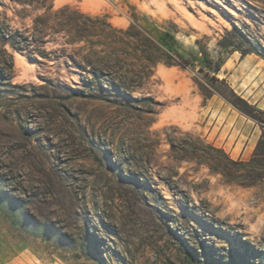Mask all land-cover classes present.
I'll list each match as a JSON object with an SVG mask.
<instances>
[{"label":"rangeland","instance_id":"1","mask_svg":"<svg viewBox=\"0 0 264 264\" xmlns=\"http://www.w3.org/2000/svg\"><path fill=\"white\" fill-rule=\"evenodd\" d=\"M251 48L264 0H0V264H264V157L203 137Z\"/></svg>","mask_w":264,"mask_h":264},{"label":"crops","instance_id":"2","mask_svg":"<svg viewBox=\"0 0 264 264\" xmlns=\"http://www.w3.org/2000/svg\"><path fill=\"white\" fill-rule=\"evenodd\" d=\"M234 59H236L237 64L235 71L225 72L220 81H224L228 88L239 96L244 97L243 95H245L246 99L251 97L252 105L257 108H264V64L254 61L247 54L238 58L231 54L220 69L227 61H233ZM219 70L215 73H218ZM240 71H242V74H239ZM245 82L246 86L240 88L242 83ZM235 85H237L236 88ZM217 95L222 100L218 104L217 110H221L220 116L223 117L215 120L214 115L211 113L210 117L212 118L205 121L203 137L212 143L218 142V147L224 149L230 157H250L261 135L260 128L253 122L250 123L245 117L233 112L228 102L218 93ZM214 96L211 94L210 100L214 101L215 98H212Z\"/></svg>","mask_w":264,"mask_h":264},{"label":"trees","instance_id":"3","mask_svg":"<svg viewBox=\"0 0 264 264\" xmlns=\"http://www.w3.org/2000/svg\"><path fill=\"white\" fill-rule=\"evenodd\" d=\"M14 1L21 2L22 0H14ZM262 51H264V49H262ZM240 53L242 55H246L249 53H255V54L259 55L262 59H264V53L263 54L260 53L258 50H256V48H251L250 50H246V51H240ZM219 69H220V66L218 68H216L213 72H217ZM229 90H230L232 96L234 97L235 102H231L226 96H224L218 92L217 93L219 95H221L227 102L231 103L233 106L238 108L239 111L242 112L244 115H246L247 117H250L251 119L258 122L261 126L260 127L261 135H260V137L257 141V144H256V146H255V148H254V150L250 156V161L255 162V161H257L258 158L264 157V118H259L256 115L257 113H261L264 115V111H260L256 106L248 104V102H246L242 98L236 96L231 89H229Z\"/></svg>","mask_w":264,"mask_h":264}]
</instances>
